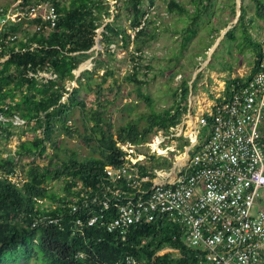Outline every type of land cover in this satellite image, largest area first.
<instances>
[{
	"label": "built area",
	"instance_id": "obj_1",
	"mask_svg": "<svg viewBox=\"0 0 264 264\" xmlns=\"http://www.w3.org/2000/svg\"><path fill=\"white\" fill-rule=\"evenodd\" d=\"M65 2L13 0L0 8V62L25 42L24 33L12 30L14 26L22 23L25 28L26 20L39 19L33 32L50 31L60 16L56 5ZM188 120L185 116L169 134L158 129L155 138L158 150L165 152H178L166 140L187 139L191 154L181 164L169 171L151 170L131 157L139 144L122 148V165L105 168L107 180L95 189L68 179L69 193L58 192L67 201L35 198L39 211L30 227L63 229L67 223L73 237L84 238L99 228L124 239L131 227L165 216L178 228L179 241L193 252L195 264H264V38L253 75L232 84L226 95L191 120L190 136ZM13 165L0 166V181L23 189L28 174ZM83 258V252L75 254V259ZM136 263L125 257V264Z\"/></svg>",
	"mask_w": 264,
	"mask_h": 264
},
{
	"label": "trees",
	"instance_id": "obj_2",
	"mask_svg": "<svg viewBox=\"0 0 264 264\" xmlns=\"http://www.w3.org/2000/svg\"><path fill=\"white\" fill-rule=\"evenodd\" d=\"M142 3L143 0H126L123 7L131 16L130 26L139 28L135 34L136 39L147 35L142 22ZM171 4V7L176 6L173 1ZM56 7L60 16L55 28L24 33L25 42H21L17 50L11 49L10 57L0 62V138L7 140L12 136L10 127L13 123L7 120L12 117L27 123L34 122L31 129L41 130L40 135L20 141L14 153L19 161L23 158L33 159L28 164L31 168L23 189L0 181V264H125L127 256L133 257L136 264H195L193 252L179 241L178 228L165 216H156L150 223L131 227L124 239L116 233L110 234L99 228L91 229L84 238L73 237L67 223L63 229L56 226L30 227L32 216L39 211L35 198L49 202L67 201L66 197L49 186L50 181H61L62 190L67 194L71 188L68 179H80L95 189L107 180L105 168H116L123 163L121 158L125 153L117 143L141 144L155 129L169 134L170 128L179 124L181 114L186 110L175 103L173 109L152 113L147 119L148 124L141 131L132 124L119 127L115 132L117 139L114 140L112 123L104 121L101 104L95 102L97 98L91 108L81 97L84 89L91 90V72L80 74L77 80L80 87L70 92L65 88L66 82L74 79L73 71L91 57L90 50L94 46L96 31L102 27V17L108 18L110 15L108 7L104 6L103 0H72L69 4ZM178 10L183 12L184 8L180 6ZM256 13L261 17L264 5L257 3ZM117 19L106 23L101 31L106 52H111L108 47L115 45L114 39L118 37L125 49L129 45V36H124L125 30L117 24ZM26 21L27 26L41 23L39 19ZM22 25L14 26L12 30L21 31ZM148 38L151 40L154 36ZM254 48L257 59L259 45ZM139 51V47L134 46L130 76L141 85L145 83L136 80L139 69L135 64L136 53ZM101 54H97L99 64L102 61ZM42 73L51 74L52 78L41 77ZM81 78L87 81L81 83ZM249 78L230 80L227 91L232 84L243 83ZM65 95H68L67 99L62 101ZM186 96L185 85L180 90V100ZM77 108L81 111L85 129L90 130L91 135H97L95 141L101 148V157L82 161L71 158L67 162L51 157L59 162L46 166L36 164L34 159L47 158L46 144L53 142L56 131L73 134L65 124L68 116ZM91 135L83 136V142L88 143ZM15 158H0V166L13 164ZM164 249L177 250L178 255L161 253ZM77 252H83L84 258L75 259Z\"/></svg>",
	"mask_w": 264,
	"mask_h": 264
},
{
	"label": "rangeland",
	"instance_id": "obj_3",
	"mask_svg": "<svg viewBox=\"0 0 264 264\" xmlns=\"http://www.w3.org/2000/svg\"><path fill=\"white\" fill-rule=\"evenodd\" d=\"M12 1L0 0V8L8 7ZM71 1L66 0L65 3L69 4ZM103 1L104 6L108 7L110 15L108 18L102 17V27L100 28L103 29L106 23H111L118 17L116 22L125 30L124 36H129V45L125 49L118 37L114 39L115 45L108 47V49H111V52H106L104 51L106 50V45L102 39H99L100 46H96L94 42V48L90 50V63H85L89 60L87 59L80 66V68H84L80 74L85 71L91 72L89 74V83H91L92 87L91 90L84 89L81 97L85 100L88 107L92 108V104L94 105L95 102L101 104L103 119L106 122L108 120L112 123L113 139L116 140L117 134L115 132L119 127L132 124L136 125L141 131L148 124L147 119L152 113H160L162 110L175 106V103L179 99V87L177 88V85L176 87L174 85L179 80L177 75L185 74L188 67L191 68L195 63V57L202 52V47L210 44L208 42V35L217 27L216 18L218 15L215 12L219 11V14H222L223 11L233 10L236 0H191V5L195 7V13L197 11L200 22L197 23L196 21L194 23L192 18L196 14L191 15L188 12L183 16L176 14L177 16L172 20L173 24H169L165 19L166 13L171 7L170 4L172 1L175 2V0H143L142 11L144 12V16L142 22L145 24L144 27L146 28L147 35L138 39H136L135 34L139 28L134 29L130 26L131 16L123 9L126 0ZM179 1V4H175L177 8L187 4L186 6L190 9V5H188L189 0ZM250 2H252V5L247 6L248 8H252L253 12L255 10V3L264 5V0H248V3ZM240 4L241 1L238 0V5ZM174 11L177 12V10ZM183 20H185V34L178 38H175L174 35L172 37L167 36L168 30L171 27L178 31V21L182 22ZM151 22L152 24H150ZM198 25L200 26L199 32L196 31ZM100 28L96 31V36L101 35V32H98ZM29 31H33V27L26 24L25 28H21L20 34ZM233 33L231 31L225 40L220 42L218 50L211 56V66H219L220 68L230 70L234 66L239 67L242 63L251 62L254 49L251 45L250 36H247L241 28L238 30V35ZM148 36H154V38L149 40ZM192 36H196V40ZM234 36L235 41H233ZM134 46L140 49L136 53L135 64H137L139 69L136 80L144 81L145 83L141 85L133 81L130 76L133 70L131 55L134 52ZM98 52L102 53L100 64L97 62ZM80 74L78 76L74 74L73 81L66 82V90L70 92L72 89L80 87L77 82ZM41 75L43 77H50L48 73H42ZM80 81L81 83H85L87 79L81 78ZM96 84L100 85L99 91ZM67 96L65 95L62 101H65ZM81 115L80 109L77 108L68 116L65 125L73 131V134L68 135L65 131H56L53 134V142L46 144L47 158L44 160H40L39 158L34 159L36 164L46 166L59 162L58 160L67 162L71 158H75L78 161H82L91 157H101V148L95 141L97 135L92 134V136L89 133L90 130L85 129ZM11 120L13 122V125L10 127L12 136L7 140L0 138V152L3 154L12 153L13 157V153L16 151L20 141L32 138L34 135H40L41 130L35 131L31 129L34 122L27 124V122L21 121L17 117H12ZM86 126H89V123H86ZM158 132L159 130L155 129L153 133L149 134L145 142L135 147L131 157L143 161L144 165L148 166L151 170L163 169L169 171L177 161H183L185 159L184 156L187 158V152L189 154L188 147H181V139H174L173 142L166 140L165 145L174 147L178 152H161L158 150L160 154L156 152L152 153L150 146L155 143L154 141ZM89 134L92 136L90 141L88 143L83 142V136ZM117 146L120 149L129 150L128 147L137 145L129 143L122 145L117 143ZM51 157H57L58 160H52ZM16 160L15 158L16 164L24 165L26 164L25 161L31 162L33 159L23 158L20 161L18 160L19 162ZM49 185L56 193L61 192L63 186L59 180L50 181ZM161 253L178 255L176 251L168 249H164ZM29 264L39 263L30 262Z\"/></svg>",
	"mask_w": 264,
	"mask_h": 264
},
{
	"label": "crops",
	"instance_id": "obj_4",
	"mask_svg": "<svg viewBox=\"0 0 264 264\" xmlns=\"http://www.w3.org/2000/svg\"><path fill=\"white\" fill-rule=\"evenodd\" d=\"M239 1H241V4L238 5V0H236V3L233 5L234 6L233 10H230L231 12L223 11L222 14H219V11L215 12V14L218 15L216 18L217 27L215 28L214 31H212L208 35V39H209L208 42L210 44L202 47L201 49L202 52L195 57V63L192 65L191 68L188 67L185 74L177 75V78L179 80H177L174 83V85L175 87L177 85V88L179 87L178 88L179 95H180V90L185 85L187 86L186 98L184 100H180V97H179V99L177 100L178 101L177 103H179L181 107H184L186 109L185 112L181 114L180 122L178 125L182 124V121L185 119V116H188L189 120L186 122L187 124L186 134L188 136L191 135V129H192L190 126L191 120H194L196 117H198L202 113V111H204L209 105H211L212 103L218 102L221 96L226 95V93L228 92L227 91L228 82L230 80L234 78L246 79L253 75L254 66L256 63L255 60H256V55H257L256 48L254 47L259 45V42L261 41V39L264 38V21H262L264 20V14H262L261 17L257 15L256 13L257 3H255V10L253 12L252 8H248L247 6V5H252V2L248 3V0H239ZM179 2H180L179 0H175V2L173 1V3L175 4L176 3L179 4ZM186 5L182 6L184 8L183 12L179 11L176 6L169 8L168 12L166 13L167 16L165 20L169 24H173L172 20L174 19L175 16H177L176 14L181 15V16H183L185 13H188V12H190L191 15L194 14L195 7L191 5V0H189L188 2V5H190V9ZM186 8H188L189 10ZM174 10H177V12H175ZM195 14L196 15L195 17L192 18V21L194 23L196 21L197 23H199L200 19H199V16L197 15V11ZM239 28H241V30L247 36H250L251 38V41H252L251 45L254 49L253 58L251 62L246 63V64L242 63L239 67L234 66V68L230 70L220 68L219 66H216V67L211 66V62H212L211 56L216 50H218L220 42L222 40H225V38L230 34L231 31L234 32L233 34L238 35ZM177 29L179 33H177L178 31H176L174 28L171 27L170 30H168L167 36L172 37L174 35L175 38L176 37L178 38L184 35L185 34V30H184L185 20H183L182 22L178 21ZM196 29H197L196 31L199 32L200 26L198 25ZM192 37L194 40H196V36H192ZM233 41H235V36H234ZM173 107L171 109H173ZM7 120L12 121L11 119H7ZM7 120L3 119V121H7ZM204 131L205 130L203 129L202 132ZM174 139L182 140L181 147L188 146L187 139L182 138V137L174 138ZM174 139H172V141H174ZM11 154L9 153L3 154L0 152V158L5 159L9 156L12 157ZM189 154L191 153L189 152ZM12 158H15V156H13ZM14 163H15V159H14L13 164ZM25 163L26 164L24 165L21 164L20 167L22 168L23 166L22 169H24V171L28 174V171L31 168L28 165L30 161L28 162L25 161ZM13 164H10V165L5 164V166L7 169H9L11 167L16 166Z\"/></svg>",
	"mask_w": 264,
	"mask_h": 264
},
{
	"label": "water",
	"instance_id": "obj_5",
	"mask_svg": "<svg viewBox=\"0 0 264 264\" xmlns=\"http://www.w3.org/2000/svg\"><path fill=\"white\" fill-rule=\"evenodd\" d=\"M101 30H102V28H100V30L98 31V32H101ZM102 38V36L101 35H97L96 37H95V40H94V42H95V45L97 46H100L99 45V39H101ZM93 48H94V46L91 48V50H93ZM85 63H90V59L88 60V61H86ZM82 64H84V63H82ZM82 64H80L79 66H78V68L76 69V70H74L73 71V74H75L76 76H78L81 72H82V70H84V68H80V66L82 65ZM187 155H188V152H187Z\"/></svg>",
	"mask_w": 264,
	"mask_h": 264
},
{
	"label": "bare ground",
	"instance_id": "obj_6",
	"mask_svg": "<svg viewBox=\"0 0 264 264\" xmlns=\"http://www.w3.org/2000/svg\"><path fill=\"white\" fill-rule=\"evenodd\" d=\"M154 142H155V143H154L153 147H152V145H151L150 147H151V149H152L153 151L157 150V152L159 153V151H161V150L158 151V148L156 147V140H155ZM153 148H154V149H153ZM161 152H162V151H161ZM163 152H165V151H163ZM159 154H160V153H159ZM183 158H184V157H183ZM183 158H182V159H183ZM182 159H177V160H182ZM185 159H186V156H185ZM185 159H184V160H185ZM184 160H183V161H184ZM183 161H181V162H178V161H177V165L181 164ZM11 168H12V167H11Z\"/></svg>",
	"mask_w": 264,
	"mask_h": 264
}]
</instances>
